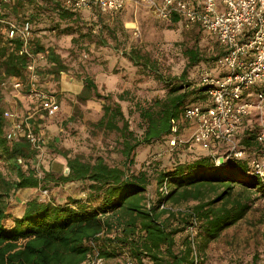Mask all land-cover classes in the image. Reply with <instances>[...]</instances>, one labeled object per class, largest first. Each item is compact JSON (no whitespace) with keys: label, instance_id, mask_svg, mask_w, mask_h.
Masks as SVG:
<instances>
[{"label":"trees","instance_id":"trees-1","mask_svg":"<svg viewBox=\"0 0 264 264\" xmlns=\"http://www.w3.org/2000/svg\"><path fill=\"white\" fill-rule=\"evenodd\" d=\"M64 3L65 0H0V20L11 19L20 25L23 15L31 12L33 33L66 25L60 32L70 35L73 27L69 25L83 16L67 9ZM172 21L177 23L180 18L174 16ZM3 26L6 27L0 21V84L12 77L24 80L30 60L28 54L19 53L24 45L21 39L4 38ZM200 31L204 32L202 28ZM217 43L220 52L209 59H205L199 48L186 49L187 64L179 81L165 79L149 56L130 50L128 57L134 66L144 73L156 74L168 88L164 98L155 99L145 108L138 106L141 135L131 129L121 104L113 101V94L101 93L92 76L84 77V87L76 100L82 104L104 101V114L97 127L119 134L120 152L129 161L128 169L132 170L135 164L138 147L167 139L172 133L173 120L183 127L184 111L195 103L207 102V86H198V80L193 83L186 76L188 69L196 65L216 69L215 62L224 54L223 46ZM30 53H46L43 67L47 72L39 68L42 81L48 78L59 81L62 73L69 70L61 55L46 47L38 36L31 41ZM9 88L14 90L10 84ZM126 93L119 95V100H126ZM1 102L0 94V150L2 157L13 165L16 180L6 178L0 171V264H90L95 258L106 261L122 258L120 264L128 259L136 264H193L190 233L193 227L197 232L195 248L204 264L203 255L208 246L264 199V180L253 174L251 166V161L261 154L258 142L261 127L255 111L244 119L237 136L239 146L246 151L244 158L218 164L214 157L196 152L189 143L183 147L193 148L196 155L193 160H181L178 156L182 149L178 148L169 158L172 166L166 167L161 159L153 158L139 172L131 171L127 175L126 170L109 165L102 156L94 161L82 155L69 156L51 143L48 147L67 159L66 169H69L56 178L52 170L44 169L41 174L36 169L39 151L27 140L5 139L4 130L9 122ZM51 182L78 183L83 196L60 203L37 192L22 204L21 211H14L10 203L12 194L23 189L46 190ZM154 183L157 188L148 196ZM165 184L169 187L168 194L160 190ZM190 202L194 204L177 212L161 209L164 203Z\"/></svg>","mask_w":264,"mask_h":264},{"label":"rangeland","instance_id":"rangeland-1","mask_svg":"<svg viewBox=\"0 0 264 264\" xmlns=\"http://www.w3.org/2000/svg\"><path fill=\"white\" fill-rule=\"evenodd\" d=\"M30 15L31 12H27L23 15V20L26 17L30 18ZM126 22H133V24L126 26ZM65 26H61L57 30L42 28L33 34L35 36L38 34L44 45L54 48L69 68L67 73H62L59 81L50 78L45 80L53 91L61 94L62 111L57 117L46 120L48 123L43 128L46 134L45 145L42 150H39V158L35 163L36 169L43 174L44 169L51 170L52 163H55L56 178L66 169L64 164H67V159L64 158V162L60 164L56 162L59 154L48 147L51 142L59 150L68 152L69 156L82 155L93 161L102 156L109 165L119 166L126 170L127 175L131 171L139 172L153 158L161 159L166 167L172 166L169 160L172 151L168 140L164 138L151 146L138 147L135 151V164L131 166L132 170L128 169L129 161H126L120 152L122 147L119 134L97 127V123L104 114V101L94 100L84 104L79 103L76 100V94L60 90L61 82L65 75H67V83H69L68 78L82 83L86 75H91L103 85L105 94L113 92L114 95H118L122 91H129L128 101H119L117 96H114L113 101H118L121 104L130 121L131 129L141 135L142 120L137 111L138 106L145 108L155 99L164 98L168 88L166 83L156 78V74L147 71L144 73L141 69L132 67L125 61L123 54L130 50H139L153 60L155 69L159 70L165 79L176 78L179 81L187 64L184 51L189 48H199L205 55V59L214 57L220 52L215 37L200 31L197 26L187 28L183 25L172 24L169 21L158 19L146 9L136 7L123 12L119 17L115 16L114 19L112 16L104 15L98 17L96 21H91L86 20L83 16L82 20L69 25L73 27L70 35L60 32L65 30ZM92 30H96V32H92ZM88 31L91 36L83 40L81 35ZM2 35L4 38L7 36V29L4 26ZM87 42H97V45L87 46ZM101 43L104 44L103 47L98 45ZM45 61L44 59L39 62V68L44 69L43 72H47L46 67H43ZM202 65L204 64L190 67L186 79L193 83L197 82ZM97 67L101 68L98 72L95 70ZM111 73L117 77L113 83L109 82ZM0 94L2 95V108L5 111H13L23 118L20 113L23 104L15 96L16 91L10 90L9 85L3 86L2 82ZM49 120L52 121L49 123ZM53 123L57 126L56 131L47 130L46 127ZM259 123L263 129L264 112L259 115ZM188 129L189 124L184 123L183 140L188 142L184 146L188 145L191 139V131L188 132ZM194 148L196 152L207 154L206 151L198 147ZM179 149H182L181 155L178 156L181 160H193L196 156L192 152L193 148L184 149L181 147ZM19 163L25 165L23 160H20ZM0 171L6 178L12 181L16 180L14 167L2 157L1 150ZM156 188V183H154L148 196L154 194ZM44 190L39 191L38 195L58 202H66L70 197L83 196L79 192L81 191L80 185L75 182L59 183L58 185L51 182L48 184L49 194L47 196L43 194ZM67 191H72V194L68 195ZM25 192H29V190L18 191L17 194L21 200V196ZM28 194L26 193L24 196H28ZM15 195L16 193L12 194L11 200H16ZM21 202L11 203L14 211H21ZM193 204L194 202H190L173 206L184 209ZM263 210L264 199H260L243 220L225 230L216 241L208 246L203 255L204 264H264ZM177 240L181 241L180 235ZM121 261L122 258L104 260L103 264H120Z\"/></svg>","mask_w":264,"mask_h":264},{"label":"built area","instance_id":"built-area-1","mask_svg":"<svg viewBox=\"0 0 264 264\" xmlns=\"http://www.w3.org/2000/svg\"><path fill=\"white\" fill-rule=\"evenodd\" d=\"M130 5L146 9L165 21L178 16L187 28L200 27L223 46L224 54L219 60L223 73L212 66L201 69L197 84L207 86L208 100L204 104L190 105L184 111V120L193 128L190 143L206 151L218 164L244 158L246 151L241 149L237 139L244 119L253 111L259 115L264 112V0H65L64 3L75 12L96 10L114 14L125 11ZM0 21L6 25L8 39L19 38L23 42L19 53L30 56L25 79L12 77L3 82V86L10 84L34 106L23 118L10 110L4 112L9 122L4 137L9 142L24 138L39 151L44 148L46 137L42 123L35 121V116L54 118L61 110L57 97L44 85L39 72V62L46 59V53H30L33 31L29 17L20 25L11 19ZM172 124L167 140L174 151L188 142L180 138L181 124L174 120ZM258 142L261 154L251 161V166L253 174L264 180V128ZM160 190L168 194L169 187L165 184ZM43 194L47 196L49 190H44ZM161 209L181 210L171 203L162 204ZM190 233L193 264H203L195 248L194 227ZM103 263L102 258L90 262ZM125 264L136 263L128 259Z\"/></svg>","mask_w":264,"mask_h":264},{"label":"crops","instance_id":"crops-1","mask_svg":"<svg viewBox=\"0 0 264 264\" xmlns=\"http://www.w3.org/2000/svg\"><path fill=\"white\" fill-rule=\"evenodd\" d=\"M132 8H135V6L134 5H130L125 11H127V10H131ZM125 11H123V12H125ZM123 12H121V13H118V14H114V13H102V12H100V11H88V10H86V11H82L81 12V14H82V16H84L85 17V19L86 20H93V21H96L97 19H98V17H100V16H104V15H109V16H112V18L114 19L115 18V16H117V17H119V15H121V14H123ZM181 21V20H180ZM177 22V23H175V22H173L172 20L171 21H169L170 23H172V24H176V25H181V24H183L182 23V21L181 22ZM105 22V21H104ZM126 24V26L127 25H130V24H133V22H126L125 23ZM92 32H96V30H92ZM205 32V31H204ZM34 34V33H33ZM40 37L38 34L35 36V35H33V38L32 39H34L35 37ZM91 36V34H90V32L88 31V32H85L84 34H82L81 35V37H82V39L84 40V39H88L89 37ZM216 39V38H215ZM217 41V40H216ZM218 42V41H217ZM89 45H92V46H96L97 45V42H94V43H89V42H87V46H89ZM99 46H101V47H103L104 46V44H98ZM46 46V45H45ZM46 47H50V46H46ZM100 50V49H99ZM130 52V51H129ZM129 52L127 51L125 54L126 55H124L123 54V58L125 59V61H127L128 63H130L131 64V66L132 67H135L134 66V64L131 62V60L129 59V57H128V54H129ZM222 57V56H221ZM221 57H220V59H221ZM219 59V60H220ZM219 60L217 61V62H215V66H216V71L218 72V73H223V70L219 67ZM100 69L101 68H96L95 70H96V72H98V71H100ZM112 74V73H111ZM67 75H65V76H63V79H62V82H61V87H60V90L62 91V92H67V93H69V94H71V93H74V94H79L81 91H82V89H83V87H84V80L82 81V83H79L77 80H74L73 78H68V81H69V83H67V77H66ZM91 76V75H90ZM109 77V76H108ZM94 78V77H93ZM95 79V78H94ZM117 79V77H116V75L115 74H112V75H110V77H109V82H111V83H113L115 80ZM47 80V79H46ZM95 81H96V83H97V85H98V87H99V90H100V92L101 93H103V85L98 81V80H96L95 79ZM43 83H44V85L47 87V89L50 91V92H52L56 97H57V99H58V101H59V103H60V105H61V110H60V112L62 111V103H61V95L58 97L57 95H56V92L55 91H53L50 87H49V83L47 82V81H43ZM124 92H127L126 93V97H127V99L126 100H123V101H128V97H129V91H122V92H120V93H118V95H114L113 94V92H108V93H106V94H109V93H111V94H113V96H117V98H118V96L119 95H121V94H123ZM103 94H105V93H103ZM17 98H18V100L19 101H21L22 102V104H23V107L21 108V110L22 111H20V113L23 115V117H25L26 115H27V113H29L30 112V110L31 109H33V104H32V102L30 101V100H28L25 96H24V94H20V93H18V92H16V95H15ZM91 101H94V100H91ZM119 101H121V100H119ZM20 102V103H21ZM59 112V113H60ZM58 113V114H59ZM65 113V112H64ZM58 114L56 115V117L58 116ZM40 118V117H39ZM38 117H36L35 116V121L37 120L38 122H40V123H42V126H43V128L46 126L45 124L46 123H48L46 120H48V118H40L39 119ZM52 120H49V123L51 122ZM188 124V123H187ZM47 130H49L50 129V131H52V132H54V131H56V129H57V126L53 123V124H51V125H48L47 127ZM182 128L183 127H181V132H180V138H182L183 139V132L185 131V130H183L182 131ZM42 131H43V133H45V130L44 129H42ZM191 131V136H192V132H193V128L189 125V129H188V132H190ZM187 134V133H186ZM46 135V134H45ZM184 136H186V135H184ZM50 143V142H49ZM52 143V142H51ZM53 150V149H52ZM59 156V158L56 160V162H59V164L60 163H62V162H64V157L62 156V155H58ZM53 165V166H52ZM52 165H51V170L53 171V172H55V169H56V166H55V163L53 164L52 163ZM58 165V164H57ZM64 166H66V164H64ZM23 190H29V192H25L24 194H23V196H21V198H22V200L19 198L20 196H18V194H16L15 195V198H16V200H10V203H17V202H19V201H22L21 203L22 204H24L26 201H28V200H30L32 197H34L35 195H37V192H39V191H41V190H43V189H39V190H35V189H23ZM26 193H29L28 194V196H24ZM74 193V192H73ZM67 194L68 195H70V194H72V191H67ZM83 195V194H82ZM60 203H62V202H60Z\"/></svg>","mask_w":264,"mask_h":264},{"label":"water","instance_id":"water-1","mask_svg":"<svg viewBox=\"0 0 264 264\" xmlns=\"http://www.w3.org/2000/svg\"><path fill=\"white\" fill-rule=\"evenodd\" d=\"M66 172H69V169L68 168L66 169Z\"/></svg>","mask_w":264,"mask_h":264}]
</instances>
